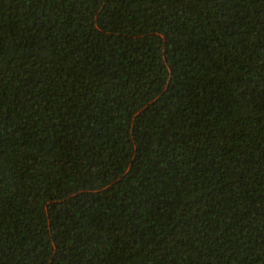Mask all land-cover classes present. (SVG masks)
Segmentation results:
<instances>
[{"label":"trees","instance_id":"trees-1","mask_svg":"<svg viewBox=\"0 0 264 264\" xmlns=\"http://www.w3.org/2000/svg\"><path fill=\"white\" fill-rule=\"evenodd\" d=\"M0 264H264V0H0Z\"/></svg>","mask_w":264,"mask_h":264}]
</instances>
